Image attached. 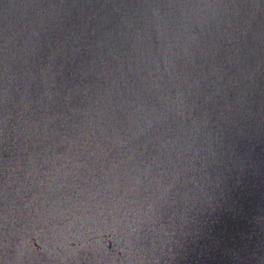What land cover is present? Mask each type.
Here are the masks:
<instances>
[{
    "label": "water",
    "instance_id": "95a60500",
    "mask_svg": "<svg viewBox=\"0 0 264 264\" xmlns=\"http://www.w3.org/2000/svg\"><path fill=\"white\" fill-rule=\"evenodd\" d=\"M0 264H264V0H0Z\"/></svg>",
    "mask_w": 264,
    "mask_h": 264
}]
</instances>
